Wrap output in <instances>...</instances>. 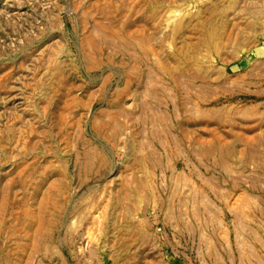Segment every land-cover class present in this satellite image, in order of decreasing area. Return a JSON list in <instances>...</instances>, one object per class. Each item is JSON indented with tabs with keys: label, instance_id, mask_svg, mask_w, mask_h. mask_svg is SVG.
Segmentation results:
<instances>
[{
	"label": "rangeland",
	"instance_id": "374dc122",
	"mask_svg": "<svg viewBox=\"0 0 264 264\" xmlns=\"http://www.w3.org/2000/svg\"><path fill=\"white\" fill-rule=\"evenodd\" d=\"M0 264H264V0H0Z\"/></svg>",
	"mask_w": 264,
	"mask_h": 264
}]
</instances>
